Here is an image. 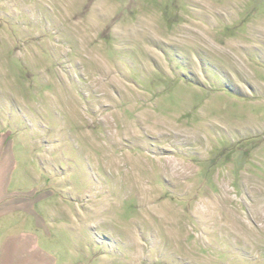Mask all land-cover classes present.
I'll list each match as a JSON object with an SVG mask.
<instances>
[{"label":"rangeland","instance_id":"rangeland-1","mask_svg":"<svg viewBox=\"0 0 264 264\" xmlns=\"http://www.w3.org/2000/svg\"><path fill=\"white\" fill-rule=\"evenodd\" d=\"M263 12L0 0V139L84 263L264 264Z\"/></svg>","mask_w":264,"mask_h":264},{"label":"crops","instance_id":"crops-1","mask_svg":"<svg viewBox=\"0 0 264 264\" xmlns=\"http://www.w3.org/2000/svg\"><path fill=\"white\" fill-rule=\"evenodd\" d=\"M13 146L0 139V264H89L77 220H48L36 193L26 194V163L19 165Z\"/></svg>","mask_w":264,"mask_h":264}]
</instances>
